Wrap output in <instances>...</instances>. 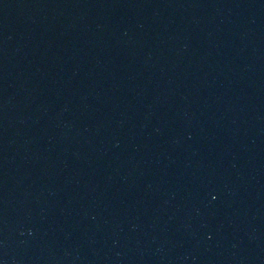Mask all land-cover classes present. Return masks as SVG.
<instances>
[{"label": "water", "instance_id": "obj_1", "mask_svg": "<svg viewBox=\"0 0 264 264\" xmlns=\"http://www.w3.org/2000/svg\"><path fill=\"white\" fill-rule=\"evenodd\" d=\"M0 264H264V0H0Z\"/></svg>", "mask_w": 264, "mask_h": 264}]
</instances>
